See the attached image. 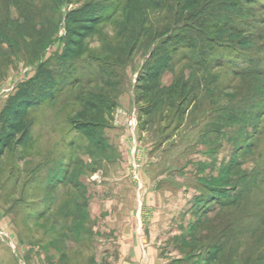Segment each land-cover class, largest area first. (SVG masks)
I'll return each mask as SVG.
<instances>
[{"label": "rangeland", "instance_id": "1", "mask_svg": "<svg viewBox=\"0 0 264 264\" xmlns=\"http://www.w3.org/2000/svg\"><path fill=\"white\" fill-rule=\"evenodd\" d=\"M238 2L244 4L236 10L241 15L238 31L214 34L215 47L206 59L198 50H181L161 77L164 88L177 80L186 84V103L181 107L175 95L148 117L139 114L134 102L140 67L158 40L141 44L117 68L119 89L105 90L116 107L110 125L101 130L102 150L83 140L70 125L77 112L87 114L82 99L102 88L98 63L89 57L101 56L104 43L115 38L124 25L123 13L115 11L114 18L98 27L86 41L87 53L71 81L65 80L53 100L31 111L32 142L21 159L18 152L3 157L0 264H120L122 258L136 256L138 263L145 264L146 236L152 233L158 240L151 249L160 254L162 264H204V248L224 227L217 220L216 203L204 204L205 198H216L207 193L206 185L214 180L215 186L235 187L225 196L232 200L264 168V76L250 69H264V0ZM71 7H60L49 26L52 29L45 28L53 34L40 48L37 34L30 43V37L8 41L0 33V110L39 63L56 65L63 47V15ZM153 17L160 21L163 14ZM49 21H44L46 26ZM40 36L43 39L45 32ZM247 54L254 60L249 62ZM240 70L249 74H237ZM130 120H135V126H129ZM116 126L124 131L118 130L123 139L109 143L106 132ZM230 164L231 171L226 172ZM65 170L69 179L47 190V182L63 179ZM247 190L254 192V207L264 202V185L247 186ZM102 200L121 208L119 219L97 214ZM139 223L145 225L142 235L133 231ZM123 228L134 236L135 244L123 248L108 243L107 238L116 239ZM262 247L264 240L246 251L243 246L228 261L208 264H245L246 254L251 256Z\"/></svg>", "mask_w": 264, "mask_h": 264}, {"label": "trees", "instance_id": "2", "mask_svg": "<svg viewBox=\"0 0 264 264\" xmlns=\"http://www.w3.org/2000/svg\"><path fill=\"white\" fill-rule=\"evenodd\" d=\"M238 1L123 0L122 3H118L117 0H0L1 35L8 41L25 40L26 37H30L31 43L37 34L39 48L53 34L48 33L45 28L53 26V20L60 7L73 6L63 15V47L55 58L56 65L49 67L39 63L33 76L16 87L0 110V176L5 153L18 152L17 158L21 159L32 142L31 111L53 100L63 88L65 80L71 81L77 63L87 53L86 41L97 33L100 25L115 17L117 13L115 11L120 9L123 13V27L115 38L104 43L101 56L89 57L90 61L98 63L96 67L102 88L99 92H92L82 99V108L87 114L83 111L77 112L70 124L71 129L83 140L93 143L101 150L104 145L101 130L110 125L116 107L115 100L110 98L105 90L115 92L119 89L117 68L123 67L141 44L158 40L140 67L134 102L139 114L148 117L154 110L163 106L168 98L170 100L175 95L181 99L179 104L181 107L186 103V84L182 82L180 84V80H177L169 88H164L160 84L161 77L171 68L174 58L181 50H198L203 59H206V55L210 57L215 47L214 34L238 31L241 15L236 10L244 6ZM160 14H163V18L157 21L153 15ZM46 20H51L47 22V26L44 23ZM41 31L45 32L43 39L40 36ZM249 55L244 57H247L249 62L253 61L254 56ZM250 69L254 74L264 76V69L258 71ZM246 71L240 70L237 74H249ZM61 76L63 78H59ZM171 103L174 105V102ZM179 112L183 115L185 109L182 108ZM66 159L70 161V156L68 155ZM231 168L230 164L226 172H230ZM63 175V179H57L54 183L47 182V190L69 179L66 170L63 171ZM230 179L225 180L232 183ZM257 185H264V168L252 175L244 184V192L238 193L232 200H226L225 196L231 194L235 187L230 188L227 184L215 186L214 180L210 185H206L207 193L216 198L212 200L205 198L204 204L212 201L216 203L217 210L219 209L216 210L217 220L222 222L224 227L216 231L204 248L201 259L204 264L228 261L234 258L243 246L246 251L248 246L259 245L264 240V202L254 207L251 202V195L254 192L247 190V186ZM219 196L222 197L221 200ZM234 211L240 212L234 215ZM252 253L251 256L246 254L245 264H264V247L260 250L255 248Z\"/></svg>", "mask_w": 264, "mask_h": 264}, {"label": "crops", "instance_id": "3", "mask_svg": "<svg viewBox=\"0 0 264 264\" xmlns=\"http://www.w3.org/2000/svg\"><path fill=\"white\" fill-rule=\"evenodd\" d=\"M120 127L121 126H116V127H110V128H108V130L106 132V136H107L106 139H107V141L109 143H111V142L115 143V140H117V139L118 140L123 139L122 136H121V138H120V136H118L119 131L122 132V133L124 132ZM123 129L125 130V132H127V130L125 128H123ZM102 201H103L102 203H100L101 201H99V204L97 205L98 206L96 208L97 214H104V215L107 214L111 221H112V218L113 219H119L120 218L119 217V212L122 211L121 208L119 207L118 209H114V208H112V203L110 201L109 202H105V200H102ZM157 206H158V204H156V201H155L153 203L154 209H157L156 208ZM154 212L156 214L157 211L155 210ZM121 218L123 219L122 216H121ZM144 226L142 224L140 225V223H139V226H137V228L135 230H133V231L134 232L135 231L136 232L138 231V233H141V235H142L143 234L142 231L143 230L145 231ZM136 232H135V234H136ZM149 233H150V231H149ZM129 234L130 233H129L128 229L127 228H123L122 229V232H119L118 233V237L116 239H115V237H111L110 236L109 238H107V241L110 244L115 243V244L121 245V246H123V248H124V246H128V245L129 246L130 245L133 246L135 244V242H134V236L133 235L132 236H129ZM146 238H149V242H146L145 241L146 242L145 243L146 248L149 249V252H148V256L146 255V257H145L146 258L145 264H162V262H164V261H162V258L160 256V254L159 253H156L154 251V249H151V246H155L156 241L158 239L153 237V233H152V235L150 234L149 237L146 236ZM135 239H136V237H135ZM119 248H121V247H119ZM123 248H121V249H123ZM126 249L129 250L130 248H126ZM134 251H136V253H137L136 248H134ZM134 254H135V252H134ZM135 256H136V254H135ZM138 262H141V261H138L137 256L136 257H132V258H130V257L127 258L126 257V259L125 258L124 259L122 258V260L120 261V264H124V263L140 264Z\"/></svg>", "mask_w": 264, "mask_h": 264}, {"label": "built area", "instance_id": "4", "mask_svg": "<svg viewBox=\"0 0 264 264\" xmlns=\"http://www.w3.org/2000/svg\"><path fill=\"white\" fill-rule=\"evenodd\" d=\"M128 124H129V126H131V127L135 126V120H130V121L128 122ZM138 167H139L138 164L134 165V169H135V170H137Z\"/></svg>", "mask_w": 264, "mask_h": 264}, {"label": "water", "instance_id": "5", "mask_svg": "<svg viewBox=\"0 0 264 264\" xmlns=\"http://www.w3.org/2000/svg\"><path fill=\"white\" fill-rule=\"evenodd\" d=\"M124 264H129V263H124Z\"/></svg>", "mask_w": 264, "mask_h": 264}]
</instances>
